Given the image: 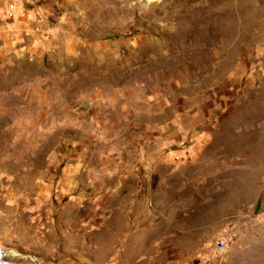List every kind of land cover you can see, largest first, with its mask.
Returning <instances> with one entry per match:
<instances>
[{
    "label": "rangeland",
    "instance_id": "1",
    "mask_svg": "<svg viewBox=\"0 0 264 264\" xmlns=\"http://www.w3.org/2000/svg\"><path fill=\"white\" fill-rule=\"evenodd\" d=\"M0 264H264V0H0Z\"/></svg>",
    "mask_w": 264,
    "mask_h": 264
},
{
    "label": "built area",
    "instance_id": "2",
    "mask_svg": "<svg viewBox=\"0 0 264 264\" xmlns=\"http://www.w3.org/2000/svg\"><path fill=\"white\" fill-rule=\"evenodd\" d=\"M229 241H232V237H229V238H223L222 240H219L218 241V246L217 248L221 251H224L225 250V247H228L229 245Z\"/></svg>",
    "mask_w": 264,
    "mask_h": 264
}]
</instances>
